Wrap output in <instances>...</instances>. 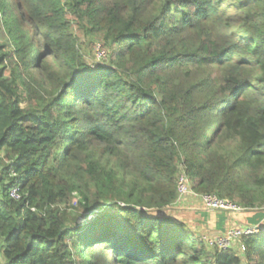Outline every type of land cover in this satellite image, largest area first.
<instances>
[{
	"label": "trees",
	"instance_id": "trees-1",
	"mask_svg": "<svg viewBox=\"0 0 264 264\" xmlns=\"http://www.w3.org/2000/svg\"><path fill=\"white\" fill-rule=\"evenodd\" d=\"M180 174L264 211V0H0V264H264V226L191 232Z\"/></svg>",
	"mask_w": 264,
	"mask_h": 264
},
{
	"label": "rangeland",
	"instance_id": "rangeland-1",
	"mask_svg": "<svg viewBox=\"0 0 264 264\" xmlns=\"http://www.w3.org/2000/svg\"><path fill=\"white\" fill-rule=\"evenodd\" d=\"M78 26L75 25V33H77L79 37V45H80V49L81 52L86 60V62L90 65H97V64H107V60L108 57L106 58V53L105 50L103 49L102 45H103V40L100 38V36L97 37H88L85 35V33L83 31H79ZM181 175V174H180ZM180 177V176H179ZM191 195V194H189ZM188 196V195H186ZM185 196L182 197V199ZM82 200L81 196L78 194V197L76 198V200H74V204L71 206L73 208H77L79 202ZM75 201H77L75 203ZM234 205H236L235 203H232ZM178 205H180L179 207L181 208L180 210H182V208H184L185 203H183L182 201H180L178 203ZM238 206V205H236ZM239 207V206H238ZM189 210V209H187ZM258 214L262 213V215H253V217H248L247 219L249 220V224L247 225H253V226H264V211L263 210H259L257 211ZM237 213H244V210H242L241 212H237ZM235 213V214H237ZM234 215V212H222L219 214V220H218V224H216V226L213 228H208L205 231H202L200 233H196L193 232L194 234H196L198 237L201 236L202 240H204L208 246L212 247V248H220L218 245L222 242L221 239H224L227 237V233L231 230V228L236 227V228H241L240 225L238 227L237 222L235 220V218H232V216ZM247 215V214H246ZM232 218V219H231ZM253 226H248V227H253ZM211 229H215V231L217 232L216 234H211L212 230ZM234 249L237 250V252L244 257L243 252H240V243L238 241V243H235L234 245ZM243 262L244 264H247L245 259L243 258Z\"/></svg>",
	"mask_w": 264,
	"mask_h": 264
},
{
	"label": "built area",
	"instance_id": "built-area-1",
	"mask_svg": "<svg viewBox=\"0 0 264 264\" xmlns=\"http://www.w3.org/2000/svg\"><path fill=\"white\" fill-rule=\"evenodd\" d=\"M190 182L188 177L185 174L180 175L179 178V193H180V200L182 199L183 196L189 195V194H194L191 191L190 188ZM195 195V194H194ZM11 196L14 199H19V193L17 190H13L11 193ZM74 196L77 198L78 194L75 193ZM202 199L204 203L206 204V207L209 210L213 211H218V212H240L242 209L234 204H232L229 201H224L219 199L216 195H207V196H202ZM179 200V201H180ZM77 201H75L76 203ZM258 232V227L253 226V227H245V228H235L231 229L227 233V237L224 239H221V243L218 245L220 250H227L231 249L232 247L234 248L235 243H237L240 239H242L245 236L253 235Z\"/></svg>",
	"mask_w": 264,
	"mask_h": 264
},
{
	"label": "crops",
	"instance_id": "crops-1",
	"mask_svg": "<svg viewBox=\"0 0 264 264\" xmlns=\"http://www.w3.org/2000/svg\"><path fill=\"white\" fill-rule=\"evenodd\" d=\"M181 201L183 203H185V205H186V206H184V208H182V210L185 213L192 212V213H194L193 215H195L196 221L195 222L194 221H192V222L189 221V226H190V228H191V230L193 232L200 233L201 230L202 231H205L209 227L210 228H213V225L215 227L216 224H218L217 221H216V219L219 220V218H220L219 217V214L220 213H214L211 210H209L205 206L202 197L196 196V195H188V196H185ZM187 209H189V210H187ZM173 210L175 212V210L178 211L180 209H173ZM257 214H258V212H257ZM259 215H262V213H259L258 216ZM188 218L191 219L190 214L188 215ZM212 218L213 219L215 218V219L213 220ZM232 218H235L238 227H239V225H240L241 228L242 227H247V226H253V225H247V224H249V220L247 219L248 218V215H246V214H242V213L235 214L234 213V215L232 216ZM211 230H212V233L211 234H214V233L216 234L217 233L215 231V229H211Z\"/></svg>",
	"mask_w": 264,
	"mask_h": 264
},
{
	"label": "clouds",
	"instance_id": "clouds-1",
	"mask_svg": "<svg viewBox=\"0 0 264 264\" xmlns=\"http://www.w3.org/2000/svg\"><path fill=\"white\" fill-rule=\"evenodd\" d=\"M191 195H194V194H191ZM197 196V195H196ZM241 212V211H240ZM235 213H237V212H235Z\"/></svg>",
	"mask_w": 264,
	"mask_h": 264
}]
</instances>
